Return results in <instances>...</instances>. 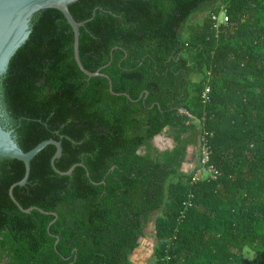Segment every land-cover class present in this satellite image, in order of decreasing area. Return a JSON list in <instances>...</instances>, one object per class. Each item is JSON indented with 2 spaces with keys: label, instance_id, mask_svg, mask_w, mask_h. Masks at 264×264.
Listing matches in <instances>:
<instances>
[{
  "label": "trees",
  "instance_id": "1",
  "mask_svg": "<svg viewBox=\"0 0 264 264\" xmlns=\"http://www.w3.org/2000/svg\"><path fill=\"white\" fill-rule=\"evenodd\" d=\"M69 11L87 22L83 67L119 96L78 69L59 11L34 16L0 80L1 125L23 152L55 141V168L77 167L55 173L47 146L13 189L54 219L17 208L9 190L25 166L0 159V263L132 264L158 214L157 264H264V0H79ZM164 131L174 146L159 152ZM203 136L219 175L193 181Z\"/></svg>",
  "mask_w": 264,
  "mask_h": 264
},
{
  "label": "water",
  "instance_id": "2",
  "mask_svg": "<svg viewBox=\"0 0 264 264\" xmlns=\"http://www.w3.org/2000/svg\"><path fill=\"white\" fill-rule=\"evenodd\" d=\"M79 0H0V80L7 73L9 63L16 52L27 42L32 31V20L36 14L44 10H57L67 21L71 27L74 36L73 52L74 61L87 78H105L109 83V92L112 95L119 96L113 93L112 84L109 78L100 73V70L91 73L88 72L82 65L79 57V30L87 22L78 23L70 14L69 7L74 5ZM130 100L129 96L122 94ZM3 118L2 109L0 106V159L16 160L24 164L25 175L24 178L13 185L9 190V197L17 208L24 214H30L32 211H39L42 214L51 215L54 219L57 215L52 213H45L37 208L23 209L14 199L13 189L16 187H23L26 185L30 174L31 161L47 146H53L56 151L51 160L52 169L60 176H71L75 167L73 166L67 172H60L55 168V161L62 156L61 144L55 141H45L37 145L29 152H23L16 143L14 138V130H6L1 125ZM159 136L155 137L157 139ZM155 139L153 141H155ZM87 176H89L87 174ZM54 221L50 223L52 226ZM58 244V239L55 242V248Z\"/></svg>",
  "mask_w": 264,
  "mask_h": 264
},
{
  "label": "rangeland",
  "instance_id": "3",
  "mask_svg": "<svg viewBox=\"0 0 264 264\" xmlns=\"http://www.w3.org/2000/svg\"><path fill=\"white\" fill-rule=\"evenodd\" d=\"M220 16L222 18V13L220 14ZM205 17L206 13L200 14L192 19L191 24H201ZM173 146L174 142L172 135L167 131H164L152 143L153 148L159 149L161 151L172 149ZM191 149L192 148L189 149V153L192 152ZM190 155L192 156V162L186 168L187 171H192V169L195 167L197 158L199 156V147H194L193 153H191ZM158 216V214H153L150 216V220L146 228V235L140 240L139 248L132 254V264H157V261L154 256V251L157 247V240L155 237V220Z\"/></svg>",
  "mask_w": 264,
  "mask_h": 264
},
{
  "label": "built area",
  "instance_id": "4",
  "mask_svg": "<svg viewBox=\"0 0 264 264\" xmlns=\"http://www.w3.org/2000/svg\"><path fill=\"white\" fill-rule=\"evenodd\" d=\"M212 20L216 24L215 28H218L220 25L228 23V18L225 16L224 13H222V18L220 15L213 16ZM207 93H208V89L203 94V99L206 98ZM200 149H201V154H202L201 168L194 174L193 181H204V180H209V179L215 180L219 174L212 167L207 166L209 162V153H208V148L206 145L205 136H203L200 140ZM204 175H207V176H204Z\"/></svg>",
  "mask_w": 264,
  "mask_h": 264
},
{
  "label": "crops",
  "instance_id": "5",
  "mask_svg": "<svg viewBox=\"0 0 264 264\" xmlns=\"http://www.w3.org/2000/svg\"><path fill=\"white\" fill-rule=\"evenodd\" d=\"M193 150H194V148L191 149L192 152H190V154L193 153ZM192 156H193V154H192ZM192 156H191V158H190V164H191V162H192Z\"/></svg>",
  "mask_w": 264,
  "mask_h": 264
},
{
  "label": "flooded vegetation",
  "instance_id": "6",
  "mask_svg": "<svg viewBox=\"0 0 264 264\" xmlns=\"http://www.w3.org/2000/svg\"><path fill=\"white\" fill-rule=\"evenodd\" d=\"M192 21V20H191ZM169 133V132H168ZM153 143V142H152ZM156 149V148H155ZM157 151H159V152H163V151H165V150H163V151H161V150H159V149H156Z\"/></svg>",
  "mask_w": 264,
  "mask_h": 264
}]
</instances>
